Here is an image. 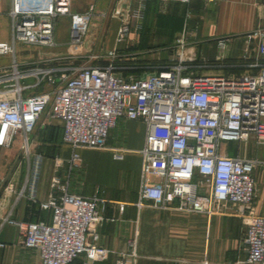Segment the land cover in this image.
Returning <instances> with one entry per match:
<instances>
[{
    "label": "built area",
    "instance_id": "built-area-1",
    "mask_svg": "<svg viewBox=\"0 0 264 264\" xmlns=\"http://www.w3.org/2000/svg\"><path fill=\"white\" fill-rule=\"evenodd\" d=\"M151 0H134L125 10L115 8L119 21L116 41H124L133 28L141 29L143 12ZM203 6L223 0H158ZM71 0H11L10 42L0 43V55L14 56L17 44L53 49L55 22L71 17ZM90 6L81 27L70 30L66 55L20 67L14 61L0 72V148L12 147L19 138L27 174L18 197L26 193L33 203L43 157L31 158V135L44 114L62 123V143L70 148L66 169L50 181V194L39 202L50 213V222H22L8 214L2 224L16 228L20 244L35 250L41 264L102 262L110 250L98 245L97 227L118 220L106 215L107 205L123 213L126 203L107 200L96 191L83 197L69 191L72 174L79 172L80 149H105L119 119L140 121L145 138L139 171L137 209L146 204L179 214L223 215L232 210L245 227L244 264H264V216L254 213L256 158L229 157L224 143L251 142L264 147V30L247 35L256 40L255 57L240 74H202L214 67L186 40L185 31L167 48L168 61L154 72L123 75L124 56L117 49L106 53L105 65L74 66L88 31ZM230 39L216 41V59L227 58ZM52 62V63H51ZM55 62V63H53ZM50 63V64H49ZM31 79V83L24 80ZM41 91L25 95L27 91ZM121 160L123 148L113 149ZM63 160L53 159L54 173ZM6 190L12 192V185ZM89 239L91 241H89ZM3 247V245H0ZM135 240L116 253L114 264H136Z\"/></svg>",
    "mask_w": 264,
    "mask_h": 264
},
{
    "label": "crops",
    "instance_id": "crops-1",
    "mask_svg": "<svg viewBox=\"0 0 264 264\" xmlns=\"http://www.w3.org/2000/svg\"><path fill=\"white\" fill-rule=\"evenodd\" d=\"M90 6H93V14L89 18L80 55L73 61L74 66L105 65L106 53L117 49L124 56L122 66L125 69L121 74L135 77L145 76L158 66L165 65L168 57L161 60L159 50H167L175 37L184 31L187 42L193 44L197 54L214 66L200 70V73H243L247 71L246 62L255 57L257 43L256 40L249 41L247 35L255 29L264 30V0H223L210 6H203L199 1L185 5L151 0L143 12L141 29L133 28L124 41L117 42L119 21L112 16V11L115 8L125 10L133 7L134 0H71L72 16L59 18L55 22L57 47L53 48L54 54L66 55L70 30L84 25L87 20L84 14ZM10 9L11 0H0V43L10 42ZM60 20L66 28L64 40H57L56 30ZM96 38L102 39L99 47L94 43ZM221 38L230 39L224 61L216 59V41ZM46 54L36 51L33 55L30 46L17 44L14 56L0 55V72L7 70L13 61L20 67L44 63L42 56ZM24 81L31 83L32 80ZM42 89L27 91L25 95ZM42 130L56 134L62 145L55 155L64 162L57 173V176H61L70 154V148L62 143V123L56 118H46ZM144 138L145 126L142 122L119 119L109 133L105 149L78 150L82 167L72 174L69 191L83 197H90L98 191L107 200L126 203L121 215L112 205H107L106 215L116 216L118 220L97 227L96 243L111 253L107 260L90 264H114L116 253L123 251L127 242L133 239L138 255L136 264H244L247 258L243 244L245 227L232 210H227L223 215L206 216L179 214L148 204L141 209L136 208L140 151ZM116 148L126 150L121 160L113 159L112 150ZM222 148L229 157L239 155L260 161L253 174V211L264 216V147H255L251 142H242L239 146L229 142L224 143ZM5 155L12 158L11 148H0V245H3L0 247V264H41L35 250L21 246L18 230L2 224V220L10 214L17 221L50 222V213L39 207V202L47 200L50 188L45 180L39 178L38 202L29 201L26 193L18 197L27 171H24L21 179L19 168L12 174V161L2 162ZM7 185H12V192L5 189ZM84 261L81 256L71 264H84Z\"/></svg>",
    "mask_w": 264,
    "mask_h": 264
},
{
    "label": "rangeland",
    "instance_id": "rangeland-1",
    "mask_svg": "<svg viewBox=\"0 0 264 264\" xmlns=\"http://www.w3.org/2000/svg\"><path fill=\"white\" fill-rule=\"evenodd\" d=\"M62 20H60L57 24V30H56V35H57V40H64L65 39V25L60 23ZM102 42L101 38H96L94 40L95 44H98V47L100 46ZM106 43V40H105ZM31 49L33 50V55L36 54V51H41L45 56H42V61L45 62L47 60H52L54 57H60L59 55L57 56L55 53L54 49L50 48H43V47H36V46H30ZM159 50L160 52V59H165L168 57V52H166V49ZM147 58V57H146ZM155 58V57H154ZM45 60V61H44ZM54 60V59H53ZM76 59H73L71 61L75 62ZM55 63V62H53ZM50 118L48 117L47 114H44L39 125L36 127L35 131L31 135V140H32V145L30 147V154L31 158L35 155H40L43 157V164H42V169H41V174H40V179L45 180V182L50 184V181L54 175H57L54 173V168H53V159L55 155L58 154V150L61 148V143L57 140L58 136L54 133H51L48 131L47 133H44L42 130V125L45 123V119ZM12 158L8 157V155L3 156L2 162L3 164L7 163V161L11 160L12 161V174L13 172L19 168V178L24 174V171H27V165L26 161L24 160L22 156V151L20 150V143H19V138L16 137L12 147ZM77 173V172H76ZM72 177V176H71Z\"/></svg>",
    "mask_w": 264,
    "mask_h": 264
}]
</instances>
